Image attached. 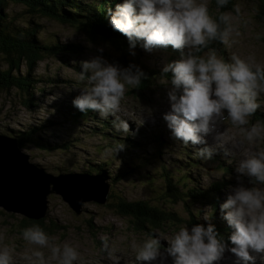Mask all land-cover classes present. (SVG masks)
I'll list each match as a JSON object with an SVG mask.
<instances>
[{"label": "rangeland", "instance_id": "374dc122", "mask_svg": "<svg viewBox=\"0 0 264 264\" xmlns=\"http://www.w3.org/2000/svg\"><path fill=\"white\" fill-rule=\"evenodd\" d=\"M82 1L86 3L100 0ZM121 2L119 0L118 3ZM207 2L209 14L215 18L220 10L216 7V0ZM260 4V0H237L235 7L226 11L233 17V32L228 43L212 40L207 47L193 54L201 56L208 48H214L226 61L235 55L242 59L251 58L264 67V21L257 16ZM24 8L26 5L22 3L9 1L5 11L11 16H20L24 14ZM33 19L38 25L41 24L39 37L46 45L56 42L65 47L73 43L79 47L76 49L78 52L59 49V55L47 54L33 65L34 74L42 81L33 90L35 99L31 106L24 102L27 95L17 88L8 91L0 89V132L13 136L15 128L23 130L32 125L35 128L44 127L42 135L34 133L37 137L21 147L30 155V160L53 174L67 172L68 169L69 172L95 174L87 172L85 167L97 169V165H101L103 170L98 174L104 178L106 185L109 183V193L105 204L93 200L84 202L79 214L59 194L51 193L48 195V214L41 223L34 221L28 224L24 214L0 207V246L8 245L12 255L11 264H38L36 258L31 256L32 249L38 246L29 244L22 237V230L34 224L54 237V243L67 242L77 249L78 259L73 264H137L134 245L139 246L153 233L160 238L163 249L180 225L190 228L189 224H171V227L166 224L161 228L150 225L148 229L141 231L133 224L131 216L118 214L114 202L119 195L129 201L146 199L152 204H158L162 176L157 175L155 178L154 172L165 171L166 168L174 175L181 176L179 173L185 172L182 169L185 163L190 164L187 168L190 174L184 173L187 178H191L188 185L195 181L207 188L216 180L225 181L218 193L216 209L213 210L208 204H195L191 207L198 220L209 223L219 218L216 225L222 231H229L224 233L230 234L232 229L223 218L219 205L230 194V186L237 183L234 169L239 160L264 149V133L259 140L249 143L244 139L241 126L234 125L230 119L225 118L217 129L219 139H214L213 134L205 137L206 143L216 148V152L211 158H201L196 155V150L204 145H193L191 142L185 145L173 138L162 117L170 107L167 91L171 85L167 82L172 75L171 71L165 73L162 69L169 62L179 59L182 50L155 47L151 51H145L137 44L133 49L135 55H131L127 38L118 31L113 32L118 40L116 42L95 33V30L87 32L80 24L62 23L39 14ZM21 23L24 22L19 24ZM98 48H103V52H98ZM124 54L127 56L122 60ZM95 55H102L110 63L116 62L121 66H127L131 62L138 65L145 75L136 86H125L119 110L114 115L105 118L93 110L88 117L76 119L70 112L77 109L71 101L79 94L80 89L87 86L86 78L85 81L79 79V62ZM3 60L0 56V69L8 67L2 63ZM20 60V70H15L24 74L28 65L26 59ZM144 84L146 85L143 86ZM257 102L260 107L248 118V125L244 127L260 121L256 115L258 112L264 113V92L258 94ZM115 117L127 120V134L113 127ZM120 145L123 147L118 148ZM133 167L137 169V174H130ZM116 170L126 172L115 184L111 183L109 175L116 173ZM153 178L156 183L150 181ZM243 179L247 185V178ZM113 195L115 196L112 198ZM163 204L164 208L176 212L184 219L191 216L183 200L172 205L169 202ZM204 217L208 219L205 220ZM59 224L63 228L57 229ZM224 240L228 243V239ZM41 251L44 253L45 264H57V260L50 257L47 248H42ZM163 261L167 259L164 258ZM234 261H230L225 252L221 261H214L213 264H234ZM142 262L138 264H144Z\"/></svg>", "mask_w": 264, "mask_h": 264}, {"label": "clouds", "instance_id": "9594fccd", "mask_svg": "<svg viewBox=\"0 0 264 264\" xmlns=\"http://www.w3.org/2000/svg\"><path fill=\"white\" fill-rule=\"evenodd\" d=\"M228 0H216L220 9ZM235 7V6H234ZM238 11V9H236ZM232 14H209L207 0H122L109 9L108 24L123 34L128 41L129 54L140 45L145 51L161 46L182 50L180 58L166 64L162 72L171 71V85L167 91L169 110L163 114L173 138L187 145H204L196 155L211 158L216 148L206 143L205 137L219 136L218 126L225 119L241 126L244 139L252 143L264 133L260 121L248 125V118L260 105L257 96L264 92V67L251 58L233 55L226 61L217 50L208 48L197 56L201 48L212 40L228 43L233 32ZM103 52V48H98ZM79 79L87 86L80 89L71 103L80 112L88 109L101 117L114 115L120 106L125 86H136L145 73L136 64L121 66L109 62L102 55L81 60ZM113 127L129 132L127 120L115 117ZM120 145L118 148H122ZM228 155V151H224ZM237 183L230 186V194L219 207L223 218L232 229L228 243L218 234L213 224L180 225L167 245L161 248L160 238L151 234L136 247L135 260L155 261L170 257L172 264H213L225 252L235 256L234 264H255L264 261V149L239 160L234 169ZM243 178H247V186ZM205 220L208 217H204ZM22 237L33 248L31 256L38 264H45L42 248H47L57 264H73L78 251L68 244L54 243L39 225L22 230ZM8 245L0 246V264H11Z\"/></svg>", "mask_w": 264, "mask_h": 264}, {"label": "trees", "instance_id": "16d2710c", "mask_svg": "<svg viewBox=\"0 0 264 264\" xmlns=\"http://www.w3.org/2000/svg\"><path fill=\"white\" fill-rule=\"evenodd\" d=\"M0 1V56L4 59L2 63L8 66L7 68L0 69V89L8 91L13 88H17L27 95L24 102L30 106L34 102L33 99H35L33 96V90H35L37 85L42 81L34 74L35 70L33 65H35L39 60L45 58V55L47 54H58L57 50L59 49L66 50V52H78L76 49L79 48L73 43H69L65 47L56 42L51 43L52 45L50 46L46 45L44 40L39 37L41 24L38 25V23L33 19L36 14L55 19L62 23L71 22L73 24H80V26L87 30V32L91 31L90 33H92L95 30V33L118 42L113 35V32L116 30H113L108 24V17L109 9L114 10L115 5L118 4L119 0H100L98 2L92 1L86 3L82 0ZM9 1L26 5V8H24L23 11L24 14L20 16H11L9 12L7 13L5 9L7 8ZM236 1L237 0H228L227 4L220 8L219 12H226L233 9ZM260 2L261 4L259 6V13L257 16L264 21V0H260ZM20 22L24 23L19 24ZM167 47L168 49L172 48L170 45ZM126 56L127 55L124 54L122 56V60H125ZM20 58L26 59V64L28 65V69L24 74L16 71L20 70L22 64ZM145 85L146 84L143 86ZM70 112L72 117L77 119L88 117L91 113H93V110L88 109L84 112H80L76 109ZM256 118L264 124V113L258 112ZM43 128L44 127L40 126L35 129L26 128L24 130H19L18 132L13 131V134L16 135L19 144L22 147L25 143H29L31 139L35 138L33 133L39 132L42 135L41 131H43ZM162 145L163 144L161 143V146ZM158 149L161 148L158 147ZM182 166V169L185 171L184 173L190 174V172L187 171L190 164L185 163ZM85 170L90 173L98 174L103 170V167H101V165H97V169L85 167ZM133 170L137 169L133 167L130 174L133 173ZM164 170H166L164 171L165 173L161 174L162 184L160 185V202H158V204H152L146 199L129 201L128 199L118 195L116 196L117 201L114 202L118 214H125V217L131 216V219H134L131 221L135 226H138V229L141 231L148 229L150 225L154 228H161L166 224L171 227V224L180 225L181 223H187L190 227L196 223L206 225V222H201L197 219V214L192 212L193 210L191 206L201 203L206 205L208 204V206L212 207L213 210L216 209L218 201L217 197L219 196L218 193L220 192V189L224 187L225 181L216 180L210 183L209 187L204 188L196 184L195 181L188 185L191 178H187L186 174L183 172L181 173L184 175L179 173L181 176H177L172 172L170 173L166 168H164ZM125 172L116 170V173L110 174L109 177H111V183H115L116 179L119 180L124 177ZM169 173L182 181L186 185L187 189L177 184L169 176ZM105 175L106 174H104V176ZM150 181L154 183L157 182L154 178ZM114 196L115 195H113L112 198ZM178 200H183V202L186 203L187 208H189L188 212L191 215L189 219H184L176 212L163 207V202H169L172 205L178 202ZM25 220L28 224H31V222L34 221L41 223L44 219L39 221L25 218ZM90 225H92V220ZM216 226L217 225H215V228ZM60 228H63V225H60L57 229ZM218 229L216 228V231L220 232V235L223 236L225 231H222L219 226Z\"/></svg>", "mask_w": 264, "mask_h": 264}, {"label": "water", "instance_id": "95a60500", "mask_svg": "<svg viewBox=\"0 0 264 264\" xmlns=\"http://www.w3.org/2000/svg\"><path fill=\"white\" fill-rule=\"evenodd\" d=\"M108 186L99 174L47 172L30 160L17 137L0 133V207L7 211L33 220L43 218L48 213V195L54 192L79 214L86 201L105 204Z\"/></svg>", "mask_w": 264, "mask_h": 264}, {"label": "bare ground", "instance_id": "6f19581e", "mask_svg": "<svg viewBox=\"0 0 264 264\" xmlns=\"http://www.w3.org/2000/svg\"><path fill=\"white\" fill-rule=\"evenodd\" d=\"M1 2V1H0ZM15 19V18H14ZM17 19V18H16ZM25 21V20H24ZM42 32V31H41ZM137 51V50H136ZM74 94V93H73ZM166 111V110H165ZM161 113V112H160ZM140 115V114H139ZM262 115V114H261ZM140 117V116H139ZM163 117V116H162ZM77 119H81V118H77ZM101 119V118H100ZM140 119V118H139ZM147 119V118H146ZM142 120H144V119H142ZM149 120V119H148ZM97 121V120H96ZM137 122H138V120H137ZM142 122V121H141ZM140 123V122H139ZM151 123V122H150ZM166 123V122H165ZM103 124V123H102ZM142 126V125H141ZM27 128L29 129V128H34L35 129V127L32 125L31 127L30 126H27ZM21 130V129H20ZM24 130V129H23ZM15 131L16 132H18L19 130H17V128H15ZM138 132H139V130H138ZM0 133H2V132H0ZM38 135H39V132H36ZM5 134V133H4ZM16 134V133H15ZM211 134H209V136H210ZM220 135V134H219ZM8 136L9 137H13V136H11V135H9L8 134ZM33 136L34 137H37V136H35V134L33 133ZM40 136V135H39ZM14 137H16V135L14 136ZM213 137V136H212ZM18 139V138H17ZM150 139V138H149ZM211 139V138H210ZM219 139V138H218ZM222 139V138H221ZM221 139H220V141H221ZM225 139V138H224ZM161 142V141H160ZM178 144V143H177ZM232 144V143H231ZM56 146V145H55ZM233 146V145H232ZM235 147V146H234ZM147 148V147H146ZM233 148V147H232ZM55 149V148H54ZM229 149V148H228ZM168 152V151H167ZM114 155V154H113ZM189 156H190V154H189ZM118 160V159H117ZM239 160V159H238ZM212 163V162H211ZM43 165V164H42ZM151 165V164H150ZM124 170V169H123ZM145 170V169H144ZM119 171V170H118ZM148 171V170H147ZM166 171V170H165ZM69 172V169L67 170V172L65 171V173H68ZM124 172V171H123ZM138 172L137 171H135V170H133V173L132 174H137ZM155 173V178H156V176L157 175H161V174H163V173H165L163 170H160V171H155L154 172ZM171 173V172H170ZM170 173H169V176L177 183V184H179V185H181L182 187H184L185 189H187L186 188V185L182 182V181H180L179 179H177V178H175L174 176H172V175H170ZM114 174V173H113ZM182 174V173H181ZM148 177V176H147ZM113 180H115V179H113ZM161 179L159 178V180L158 181H160ZM118 182V180L116 179V182H115V184ZM109 184V183H108ZM54 193V192H53ZM51 194V193H50ZM49 194V195H50ZM55 194H58V193H55ZM60 195V194H59ZM61 196V195H60ZM62 197V196H61ZM200 206H201V203H198ZM195 205V204H194ZM193 206V205H192ZM48 214V213H47ZM125 215V214H124ZM47 216V215H46ZM46 216L45 217H43L42 219H44V218H46ZM130 217V216H129ZM217 220H215L214 222H209V223H211V224H213L214 226L217 224V221H218V219L219 218H216ZM207 223V222H206ZM148 227V226H147ZM225 232H229V231H225ZM119 233V232H118ZM220 235V234H219ZM230 234H226V233H224V235L223 236H221L223 239H228V236H229ZM101 240V239H100ZM99 241V240H98ZM119 248V247H118ZM226 256L228 257V259L230 260V261H234L236 258H235V256L232 254V253H230V252H227L226 251ZM164 258H166L167 259V261H163V260H161V258H157L155 261H143L142 263H144V264H172V260H171V258L170 257H167L166 255L164 256ZM106 259V258H105ZM111 259V258H110ZM126 259V258H125ZM120 260V259H119ZM22 261V260H21ZM48 261V260H47ZM121 261V260H120ZM221 261V260H220ZM49 262V261H48ZM115 263V262H114ZM261 263H263L264 264V261H261L260 259H257L256 261H255V264H261ZM137 264H138V262H137ZM250 264H251V262H250Z\"/></svg>", "mask_w": 264, "mask_h": 264}]
</instances>
